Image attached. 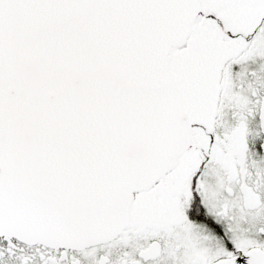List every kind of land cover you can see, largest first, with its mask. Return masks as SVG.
Segmentation results:
<instances>
[{
  "label": "snow or ice",
  "instance_id": "1",
  "mask_svg": "<svg viewBox=\"0 0 264 264\" xmlns=\"http://www.w3.org/2000/svg\"><path fill=\"white\" fill-rule=\"evenodd\" d=\"M0 264H264V0H0Z\"/></svg>",
  "mask_w": 264,
  "mask_h": 264
}]
</instances>
